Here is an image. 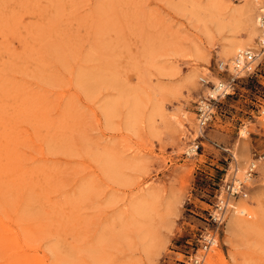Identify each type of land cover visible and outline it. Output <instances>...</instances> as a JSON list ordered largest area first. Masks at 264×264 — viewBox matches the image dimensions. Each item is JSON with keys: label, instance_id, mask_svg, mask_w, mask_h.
<instances>
[{"label": "rangeland", "instance_id": "rangeland-1", "mask_svg": "<svg viewBox=\"0 0 264 264\" xmlns=\"http://www.w3.org/2000/svg\"><path fill=\"white\" fill-rule=\"evenodd\" d=\"M263 7L0 0V264H198L225 176L253 162L204 264H264ZM235 41L256 68L201 127Z\"/></svg>", "mask_w": 264, "mask_h": 264}, {"label": "built area", "instance_id": "built-area-1", "mask_svg": "<svg viewBox=\"0 0 264 264\" xmlns=\"http://www.w3.org/2000/svg\"><path fill=\"white\" fill-rule=\"evenodd\" d=\"M261 10V27L264 29V7ZM262 47L264 48V41L261 42ZM259 53H255L252 50L242 51L236 59L234 60L233 70L226 80H220L217 84H215L212 90L215 91V95L207 96L201 99L198 103V121L201 127H205L212 117V108L213 100L216 101L219 97H226L227 95H231L235 92L236 82L240 77L241 72H252L256 67L253 66L254 62L258 59ZM218 68L220 71L227 70L229 68V64L227 62L221 61L218 64ZM199 145L194 147V150H197ZM257 164L251 163L246 170V176L244 178H239L236 176L237 169L231 176H225L223 181V186L221 189L223 190L218 196L217 201L215 202V208L213 212H211V217L216 223V230L212 233L206 234L204 236V245L203 251L204 254L201 259L195 258L194 262L198 264H204L206 254L209 252L211 247L218 243L219 233L223 231L227 216L229 212L235 208L234 202L238 200V198L247 197L249 194L248 190V182L254 174L256 173ZM223 192L225 194H223ZM248 214V212H246Z\"/></svg>", "mask_w": 264, "mask_h": 264}, {"label": "bare ground", "instance_id": "bare-ground-1", "mask_svg": "<svg viewBox=\"0 0 264 264\" xmlns=\"http://www.w3.org/2000/svg\"><path fill=\"white\" fill-rule=\"evenodd\" d=\"M263 10V9H262ZM255 22H259L261 24V17H257V19L255 20ZM262 31V30H261ZM256 35L257 37L260 38L261 42L264 41V29L263 31L261 32V34L259 35L258 32L255 30V32L252 34V36L250 37V41H253V39L256 38ZM248 46V44L244 41H235L231 50L229 51V57H236L238 56V54H240L242 51H246V50H249L248 48H246V50H244L245 46ZM240 51L239 53L237 51ZM235 60V59H234ZM234 63V61H233ZM210 93L212 95H215V91L214 90H211ZM236 169V168H235ZM239 173V172H237ZM244 174V173H243ZM237 175V174H236ZM245 176V175H244ZM237 177H240V176H237ZM243 178V176L241 177ZM244 214V210H243V207L242 206H238L236 205L235 208H234V211H233V222L236 223L238 226H241V223L243 222V217L241 214ZM244 216V215H243ZM5 228V227H4Z\"/></svg>", "mask_w": 264, "mask_h": 264}]
</instances>
